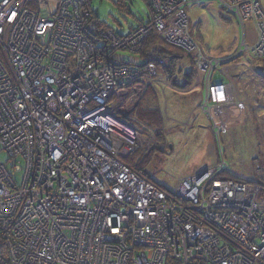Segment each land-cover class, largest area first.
I'll return each mask as SVG.
<instances>
[{
  "label": "built area",
  "instance_id": "obj_1",
  "mask_svg": "<svg viewBox=\"0 0 264 264\" xmlns=\"http://www.w3.org/2000/svg\"><path fill=\"white\" fill-rule=\"evenodd\" d=\"M196 1L150 0L151 21L117 34L84 25L78 0L38 9L0 0V151L10 161H0V238L9 264H264L263 172L251 181L224 175L215 114L237 93L226 69L261 77L252 61L264 60V9L259 0H219L240 23L242 44L213 57L187 32L184 6ZM152 29L194 54L219 148L217 163L173 189L126 161L152 144L126 119L157 73L151 61L146 72L135 65Z\"/></svg>",
  "mask_w": 264,
  "mask_h": 264
},
{
  "label": "rangeland",
  "instance_id": "obj_2",
  "mask_svg": "<svg viewBox=\"0 0 264 264\" xmlns=\"http://www.w3.org/2000/svg\"><path fill=\"white\" fill-rule=\"evenodd\" d=\"M259 1L264 7V0ZM47 2L52 8L55 0ZM127 4L130 12L117 10L113 0H92L91 8L100 22L119 34H126L132 26L138 25L139 21H146L150 15L145 0H128ZM184 10L193 39L204 53L222 57L242 44L240 23L224 12L217 0H200L186 5ZM252 62L256 63L257 60ZM183 63L184 68L189 67L188 62ZM228 65H232V62ZM245 69L240 66L226 69V75L233 82L237 93L234 101L215 108V114L221 125L216 136L222 147V155L228 162V171L233 177L250 180L256 177V173L261 177L263 172L264 177V169L257 168L260 164L263 168L264 164V78L253 74L249 79L242 73ZM196 70L192 84L184 88L170 85L158 68L153 76L147 75L146 84H143L145 90L152 82L155 87L153 92L151 89L148 92L144 90L145 96L140 98L141 105L150 102L158 106L164 120V137L161 133L159 135L162 137L155 136V130L151 127L144 131L146 141L159 148L144 152L142 150L146 146L140 145L131 164L144 158L143 161L148 163L147 171L168 189H173L179 179L218 162L219 148L215 132L212 131L209 116L201 108L204 105L202 72L198 68ZM0 161L7 165L10 163L4 151H0Z\"/></svg>",
  "mask_w": 264,
  "mask_h": 264
},
{
  "label": "trees",
  "instance_id": "obj_3",
  "mask_svg": "<svg viewBox=\"0 0 264 264\" xmlns=\"http://www.w3.org/2000/svg\"><path fill=\"white\" fill-rule=\"evenodd\" d=\"M48 0H26L25 5H27L30 8H34V9H38V7H40L42 4H44V2H47ZM58 1V0H55ZM114 4L117 8V10H119L120 12L122 11H128L130 12V7L127 4L128 0H113ZM130 1V0H129ZM148 7H149V12L150 15L147 16L146 21H139L137 24L140 23H144V22H150L153 16V8H152V4L150 2V0H145ZM220 4L221 9L226 12L229 13L231 16L234 17V19L236 21L237 18L235 17V15L226 9V7L219 1L217 0ZM78 2L81 5L82 11L83 12H87L86 15H84V21L83 24H87V22H93L94 24V29L95 31L103 28V29H107L110 28L109 26H107L106 24L100 22L98 20V15L94 12V10H92L91 8V2L92 0H78ZM198 2V1H196ZM196 2H192V3H196ZM131 3V2H130ZM191 4V3H188ZM187 4V5H188ZM186 7V5L184 6V8ZM221 17L225 18L223 15H221ZM188 19V17H187ZM136 26V25H135ZM134 26H132L129 31L133 28ZM187 32L189 34V36L193 39V36L191 34V29H189V20L187 23ZM117 33V32H116ZM119 34V33H117ZM88 38L96 43V45L98 47H101L102 45V40H100L101 38H99L98 36H94L92 33H88L87 34ZM193 41L196 43V41L193 39ZM199 51L204 54V55H208L206 53H204L200 48L199 45L196 43ZM236 49L234 48V51ZM233 52V51H230ZM210 56V55H208ZM242 56V54L238 55L237 57L240 58ZM138 58H139V62L137 64H135L138 68H140V70L142 72H145V65L148 61L153 62L156 65V68H158V71L161 74L162 72L164 73L166 80H169V84L172 86H178L180 88H184L190 84H192L196 74H197V70H196V62H195V58H194V54L191 52H188L186 50H184L183 48H181L180 46L174 45V44H170L166 41H164L163 39H161L156 30L152 29L151 31H149V33L147 34V36L144 38V40L141 42L140 44V49H139V53H138ZM188 62L189 63V67L184 68V63L183 62ZM125 63H129V65L131 64L128 61H124ZM258 62V66L260 67L259 69L261 70V76L264 78V60H257ZM161 68L163 70H161ZM154 85L153 82L148 84V87L145 91L148 92L149 89H151V91H154ZM145 94V93H144ZM143 94V96H141V99H143L142 97H144L145 95ZM139 100L137 106L134 108V110L129 113L126 117V119L131 122L134 126L138 127L141 129V131L143 133H145L144 131L150 130L149 127H151L152 129L155 130V136H158L160 133V135H162L164 137V120H163V116L161 114V112L158 109V106L156 105H152V103H146L145 106L141 105L142 100ZM159 137H162L160 136ZM154 149H158L156 144H154L153 146L150 147V150H154ZM138 150V149H136ZM136 150L132 153V155H129L128 158L126 159V161L128 163H134V154L136 152ZM136 155V154H135ZM219 156V155H218ZM144 160V158H143ZM141 158H139L136 162V164H133V166L143 175L147 176L148 178L156 181L151 172L147 171V166L148 163L144 162ZM146 160V159H145ZM260 166H262V164H260ZM264 169V164H263V168ZM149 170V169H148ZM224 173H220V175L222 176H227L230 178H233L234 180L239 179L238 177H233L232 173L227 171ZM239 180H244V181H251L247 180V179H239ZM254 180V178L252 179ZM157 182V181H156ZM260 182L262 183V186H264V177L260 180ZM165 187V186H164ZM166 188V187H165ZM0 264H9L8 262V256H7V252H6V247L4 244V241L0 238ZM165 264H176L173 260L167 258L165 261Z\"/></svg>",
  "mask_w": 264,
  "mask_h": 264
},
{
  "label": "crops",
  "instance_id": "obj_4",
  "mask_svg": "<svg viewBox=\"0 0 264 264\" xmlns=\"http://www.w3.org/2000/svg\"><path fill=\"white\" fill-rule=\"evenodd\" d=\"M262 7H263V5H262ZM263 9H264V7H263ZM245 30H246V32H245V38H246V40L248 42H252L255 39V30H254L252 24H250V23L247 24V27H245ZM133 59H136V58L133 57Z\"/></svg>",
  "mask_w": 264,
  "mask_h": 264
},
{
  "label": "flooded vegetation",
  "instance_id": "obj_5",
  "mask_svg": "<svg viewBox=\"0 0 264 264\" xmlns=\"http://www.w3.org/2000/svg\"><path fill=\"white\" fill-rule=\"evenodd\" d=\"M138 104V103H137ZM137 104H136V106H137ZM159 148V147H158Z\"/></svg>",
  "mask_w": 264,
  "mask_h": 264
}]
</instances>
